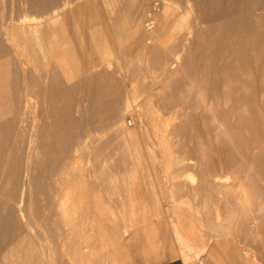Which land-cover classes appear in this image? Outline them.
I'll use <instances>...</instances> for the list:
<instances>
[{"label": "rangeland", "instance_id": "1", "mask_svg": "<svg viewBox=\"0 0 264 264\" xmlns=\"http://www.w3.org/2000/svg\"><path fill=\"white\" fill-rule=\"evenodd\" d=\"M56 1L61 0H0V23L2 19L10 21L18 17V14L26 16L28 20L39 17ZM87 1L73 0V3L82 2L84 5L83 3L86 4ZM90 2L92 7L84 10V20L86 22L91 20L92 31L84 32L79 38L72 37L70 42H73L74 46L70 45L75 47L73 50L79 59L83 57L85 50L87 54L93 53L102 64L100 66L102 71L99 67L97 73L107 72L109 79L98 82L99 74L95 73L97 75L95 80L87 82L79 75L75 78L76 83L82 80L83 82L72 84L69 87L72 89H68L67 86V93H64L61 103L64 108L70 110L75 108L77 103L81 104L80 108L83 110L76 115L78 124L75 129L79 131L83 129L82 126L84 128L92 126L96 134L93 137L99 138V146H102L103 152L109 155L105 171H102L99 165H91L94 172L92 174L95 175L92 176L94 186L91 185V181L89 183L93 191H96L94 196L96 205L103 209V215L95 216V225L87 242L93 251L89 255L84 253L80 255L81 243L77 240L64 243L60 233L47 231L43 227L22 235L21 230L22 234L18 231L19 223H16L14 216V219L11 218L9 204H4L7 196L0 194V212L4 210V205H7L4 208L9 212L4 210L8 213L4 214L8 215V219L10 217L9 220L3 218L0 221L2 222L0 232H3L0 233L2 238L0 258L3 261H0L2 262L0 264L22 262V264H159L172 260L184 264H264V102L259 101V93L264 88V83L258 81L259 65L251 58L260 49H264V0H90ZM165 8L169 12L167 20L160 22ZM150 19L156 20L153 27V23L148 24ZM246 31L249 34L245 33ZM0 40L2 53L0 60H3L0 61V69H3L0 71L16 73L19 70L16 74H21V60L26 61L27 55L23 53V56L16 55L15 58V54H11V58L8 57V45L2 38ZM152 46L161 47L163 59L169 63L176 59L173 63L175 66L172 64L174 66L172 68L170 65L167 74L163 61L155 60ZM66 56L72 65V55L68 53ZM4 61L7 65L2 63ZM30 63L25 66L40 71L47 68L41 58L35 61V65L40 64L39 67ZM228 63H234L237 67H243L248 63L255 70L249 106L252 112L250 118L238 121L228 115L223 117L219 111L222 109L221 106L218 108V115L212 118L209 105H205L201 96H197L196 87L191 91L192 94L191 92L189 94L192 95L189 97L190 102L182 105L173 99V95L182 93L183 90L184 93H189L186 92V87L182 86H186L190 79L196 76L204 80L202 92L209 101L221 91ZM29 67L28 72L35 70ZM10 80H14L13 74ZM126 94L130 101L132 100V104L129 110L123 113ZM196 104L199 105L198 109ZM192 106H195V109ZM157 109L161 116L168 120L167 126L170 129L176 122L182 126L180 132H174L175 134L171 132L169 136V140L173 141L171 144L174 145L175 155L183 160L180 163L176 164L173 159L172 164L168 166L163 141L157 139L151 129L153 127H150L152 125L149 124V118L147 119L149 116L144 115ZM142 115L145 116L147 123L142 120L144 119ZM120 117L125 119L124 124L133 131L132 140L138 144V150L140 149L141 161L138 170L136 169L135 178L131 181L123 177L124 170L130 168V158L122 154L117 145L119 142H116L118 128L115 122H118ZM184 117L186 121L183 122ZM224 118L226 121L222 120ZM243 123L246 124L244 127ZM219 124H227L226 130H218ZM115 147L117 149L114 150ZM85 156L86 154L81 165L87 163L88 157ZM206 170L211 176L217 175L220 181L209 183L202 181ZM111 175L113 177L109 179ZM238 175L245 181L237 177ZM14 183L15 181L13 185L12 183L9 185L11 186L8 188L9 193L17 192V184L15 183V187ZM36 185L41 189L45 181L33 183L31 187L33 194L40 190ZM12 187L16 190L14 191ZM35 202L36 200L33 201ZM123 203L125 205L133 203L135 211L132 219L128 213L121 212ZM5 215L4 217H7ZM35 233H38L37 237ZM16 235L24 238L23 245L16 247L14 242L16 238L18 239ZM77 235L79 234L73 237L78 239ZM25 237L27 239L32 237L33 240L31 238L24 242ZM31 242L33 245L37 244L32 245L31 248L34 247L32 249L29 248ZM68 246L71 250H68L70 249ZM35 247L37 251L34 250ZM31 250L39 255L35 254L34 257Z\"/></svg>", "mask_w": 264, "mask_h": 264}, {"label": "bare ground", "instance_id": "2", "mask_svg": "<svg viewBox=\"0 0 264 264\" xmlns=\"http://www.w3.org/2000/svg\"><path fill=\"white\" fill-rule=\"evenodd\" d=\"M74 3H73V0H71V1L70 0H61V1L53 2L47 8L45 7L46 9L45 10L43 9L44 11L42 10L43 12L39 17L36 16L35 18H32L30 20H28L26 18V16H23V15L19 16V14H18V17L16 16L17 18L15 17L16 19L12 18L10 21H7L8 19L7 20H4V19L1 20L0 38H2L6 42V44L8 45V53H7L8 57H10L11 54H15L14 57L16 58V55L22 54V56H23V53H24V55H27L28 59L26 61L25 60L22 61L19 58L21 60V66H22L21 74H16L19 70H17L16 73H13L14 71L13 72L12 71H0V194L1 195L4 194L7 196V198H8V199L6 198L7 201L6 202L3 201V202H5L4 204H7V203L9 204V206H10L9 209L12 213L11 218L14 219V217H15V220L17 221L16 223H19L20 229H18V231L20 232V230H21V232L23 234L21 232L20 233L22 235H25L27 232H31L35 229L43 227L47 231L60 233L63 236L64 243H68V242H72V241L77 240L79 243H81L79 246L80 255L83 253L89 255L93 250L91 249L92 247H90L91 245L89 244L90 245L89 246L87 242H88L89 235H90L91 231H93V228L95 225V216L97 214H102V212H103L102 211L103 209H100V207L96 205V202H95L96 200L94 197L96 195V193H95L96 191L94 192L92 189L93 187H91V185H93L92 179L95 177V175L92 174L93 166L91 167V165H95V164L99 165L101 170L105 171L106 166H107L106 162L108 161L109 155H107L108 153L105 154V152H103V150L101 148L102 146L101 147L99 146V143H100L98 140L99 138L95 139L94 138L95 136L93 137V135H96V134H95V132H93L95 130L92 129L93 128L92 126L86 127L84 125L85 128L82 126L83 129L79 130V131H77V129H75L77 127V124H78L76 115L79 114V112L82 113V111H80V110H83V109H81L82 107L80 108L81 104L77 103L75 108L70 110L69 108L68 109L64 108L65 106L63 107L61 101H62V98L64 96V93H67V86H68V89H72L69 87L74 83L77 85V84L83 82V80H85L87 82L88 81H94L96 74H99L98 77L96 75L98 82L106 81V79H109V77H107V75H106L107 72H103V73L98 72L97 73V70L99 69V67L102 64L100 61H98V59H96V57L93 53L87 54L86 50H85V53L83 54V57H81V59H79L80 57H76V55H75V51L73 50V49H75V47L73 48V46H74L72 44L73 42H70V41H71V38L74 36L79 38L80 36H83L84 32L92 31V22H90L91 20L88 22H86L84 20V17H85L84 12L86 11L87 7H89V8L92 7V4H91L90 0H88L86 2V4L83 3L84 5L81 4L82 2L78 3L79 5L74 4ZM21 4H23V3H21ZM168 13H169L168 9L165 8L163 15H162V18H161L162 21H160V22H165L167 20ZM5 18H6V16H5ZM8 18H9V16H8ZM29 18H31V17H29ZM158 21H159V18H158ZM155 22H156V20L152 19V23H153L152 27L155 25L154 24ZM244 23H242V24H244ZM136 24H138V23H136ZM149 26L151 27V25H149ZM164 28H166V26ZM247 32L248 31H246L245 33H247ZM88 34H89V32H88ZM248 34H249V32H248ZM164 36H165V34H164ZM70 44H72L73 46H71ZM75 45H76V43H75ZM3 46H5V45H3ZM251 46H252V44H251ZM263 46H264V44H263ZM144 48H145V46H144ZM160 48L158 46H152L151 47L152 52L155 53V54H153L155 56L154 57L155 60L160 61V62L163 61V65H164V68H165V71L167 74L168 71H170L169 66L170 65L172 66V64L175 62L176 59L173 58L174 61H172L170 63L167 60H164L163 59L164 54L162 55ZM222 50H223V48H222ZM0 53H1V51H0ZM68 53L72 55V57H71L72 65L70 64V62L66 56ZM249 55H250V53H249ZM166 57H168V56H166ZM40 58L45 63L44 65H46V67H47L46 70L43 71L41 69V71H40V70H36L35 68H33V69H35V70H33V69H31V67L25 66V64H29L30 62L34 63V65H35V61H37V60L39 61ZM251 58H253L252 60L255 64L257 63L259 65V72H257L258 77H259L258 81H261V83H264V49H262V50L260 49ZM0 61H3V60L1 59ZM16 61H17V59H15V62ZM169 61H171V59ZM228 61H229V59H228ZM2 63L4 64L5 61ZM16 63H15V65H16ZM233 64L234 63H228L227 69L224 71V75H223V87H222L221 91L218 92L217 94H215L214 96H212V99H210L209 101L206 100L207 97H205L206 95L202 92V89H203L202 87H204V83H203L204 80L201 78H197L196 76L192 77L190 79V81L188 82V84L186 83L187 84L186 86H182V88L186 87L185 90H186V92H189V93H184V90H183L182 93L178 92L176 95H173V99L175 98L174 100H176L178 103H181L182 105L187 103V102H190L189 97H191L192 95L189 96V94L194 89V87H196L197 91H198L197 96H201V98L203 99L202 100L203 103H205V105L206 104L209 105V111L212 114V118H214L215 115H218L219 111H220V113L223 114V117H224V115H228V116H231L232 118H234L235 120L237 119L238 121H242L244 118L245 119L250 118L249 115L252 114V112H250L251 110H249V106L251 104L250 101L252 99L251 98V89H252V85L254 83V78H255L254 74H253L254 69L248 63L243 67H237L235 64L234 65ZM10 65H11V63H10ZM34 65H33V67H34ZM37 65H35V66L39 67L40 64L38 66ZM73 66H75V67H73ZM174 66H172V68ZM27 67H29V69H31L33 71L29 70L30 72H28ZM101 68L102 67H100V69ZM0 70H3V69H0ZM221 70H223V68ZM221 70H219V71H221ZM100 71H102V69ZM212 72H213V70H212ZM11 73L14 76V80H10V76L12 75ZM81 75H82L83 80L80 78V80H82V81L79 83H76L75 78H77V76L81 77ZM210 75H212V74L210 73ZM111 78H112V76H111ZM121 84H122V82H121ZM219 86H221V84ZM173 88H174V86H173ZM180 89H181V87H180ZM119 90H120V88H119ZM170 90L173 91V89H170ZM178 91H180V90H178ZM191 94H192V92H191ZM117 97L118 96H116V98ZM129 98L130 97H128L126 94V98H125L124 105L122 108L123 113H125V111L129 110V108L131 107V104H132L131 101L132 100L130 101ZM192 99L195 100L194 98H192ZM196 101H197V99H196ZM259 101L264 102V88H262V90L259 93ZM259 101H257V102H259ZM192 102L194 103L195 101H192ZM200 102H201V100H200ZM193 103H191V104H193ZM252 104H254V103H252ZM177 105L179 106L180 104H177ZM193 105H195V104H193ZM196 106H197L196 109H198L199 105L196 104ZM220 106L222 107V109L218 111V108ZM166 107H168V106H166ZM194 107L192 106V108H194ZM184 108L185 107H183V109ZM188 111L189 110H187V112ZM187 112H186V114H187ZM203 114H205V113H203ZM144 115L149 116V117H147V119L149 118V122H150L149 124L152 125L150 127H153L151 129L154 131V134L157 137V139L163 141L164 152H165L164 154L166 157H168V166H170L172 164L173 159L175 160L176 164L178 162L180 163V161H183L179 156L175 155V151L173 149L174 145L171 144L173 141L172 142L170 141L172 139L169 140V136H170L171 132L173 134H175L176 132H178V131L180 132L182 130L181 124L179 125V122H176V125H174V126L171 125L173 127H172V129H170L167 126L168 120L166 121V119L161 116V114L159 113V109L151 110L150 112H148L146 114L144 113ZM144 115H142V116H144ZM145 116H144V119L142 118V120H144V122L147 123ZM180 119H181V117H180ZM184 120H185V117L182 121L184 122ZM222 120L226 121L225 118ZM189 121H191V119ZM218 121H221V119L220 120L218 119ZM124 123H125L124 118H121L118 122H115V125L118 128L117 129L118 141H116V142H119V144H117V145H119L118 148L121 150L122 154H124L125 156L127 155L130 158V168L127 171L124 170L123 177L125 179L127 178L128 181H131V180H133V178H135L136 169H137V167L141 161L140 154H139L140 149L138 150V144L135 141L133 142V140H132L133 131L131 130V128L129 126H127V124L125 125ZM177 123H178V125H177ZM244 123H245V121H244ZM244 123L242 124L243 127L246 125ZM142 124H143V122H142ZM227 124H223V125L219 124L218 130L225 131L226 130L225 126ZM206 125H208V124H206ZM232 125H234V124H232ZM238 126H240V125H238ZM143 127H144V125H143ZM95 128H97V127L95 126ZM145 128H147V127H145ZM248 128H249V126H248ZM237 130H240V129H237ZM96 132H99V131H96ZM149 132H151V131H149ZM151 134H153V132ZM173 134H171V135H173ZM150 137H151V135H150ZM111 141H112V139H111ZM176 144H177V142H176ZM114 145H116V143ZM253 147H254V145H253ZM115 149H117V148L115 147L114 150ZM251 151H252V149H251ZM115 152H117V151H115ZM85 154L88 158H86L87 159V163H85L86 165L83 164L84 165L83 166V165H81L82 164L81 161H82V158L85 159L83 157ZM249 154L251 155V152ZM113 155H114V153H113ZM254 157L255 156L253 155V158ZM251 158H252V156H251ZM245 161H247V159ZM245 161H243V162H245ZM249 164H250V162H249ZM125 173H127V174H125ZM248 174H249V172H248ZM92 176H94V177H92ZM110 177H113V176L112 175L109 176V179H110ZM237 177H239V178H241V180L245 181V179H243L242 176L238 175ZM39 180L45 181V185L42 186L41 189H40L39 185H36L39 187L38 189H40V190H36L35 194H33L31 187H32L34 182H36V181L39 182ZM14 181L17 184V188H16L17 192L15 191L16 189L14 190V188L16 187L15 186L16 184L14 183L15 187L14 188L12 187V188L15 191V193H9L8 188L11 187L9 185L11 183H12L11 185H13ZM90 181L92 184L89 183ZM202 181H206V183H209L210 181H220V180H219V177L217 175L211 176L210 174L207 173V170H206L203 173ZM13 190H10V192H12ZM129 190H130V187H129ZM32 194H33V196H32ZM31 197L32 198L35 197V198L32 199ZM34 199L36 200L35 203H33V201H35ZM246 199H243V200H246ZM3 200H5V199H3ZM7 205H4V207L6 208ZM4 207H3V209L7 211L8 209H5ZM121 209H122L121 212H124V214L128 213L130 219H132L134 217L135 207H134L133 203H130V205H125V203H123V206ZM4 210H1L2 212H0V221L3 220V218L8 219V215L4 214L7 212H5ZM8 212H9V210H8ZM4 215L7 217H4ZM9 219H10V217H9ZM96 220H97V218H96ZM12 222L13 221H11V223ZM0 223H2V222H0ZM98 226L99 225H97V227ZM11 227H13V225ZM15 228L16 227H14V229ZM1 229H2V227H1ZM38 232H39V230H38ZM4 233H5V231H4ZM29 234H31V233H29ZM35 234L37 237L38 233H35ZM75 234H79V235L81 234V236L82 235L83 236L81 237V236L77 235L79 238L75 239V237H73V235H75ZM5 236H7V235H5ZM16 236L18 237V239L16 238V241H14V242H15L16 247H17V245L22 244L24 238L22 239L18 235H16ZM28 236H26V237H28ZM32 237H30L28 239H31ZM0 239H2V238H0ZM28 239L26 238V240H24V242L27 241ZM35 239H37V238H35ZM61 239H62V237H61ZM32 240H33V238H32ZM84 243H86V244H84ZM106 243H107V241H106ZM10 244H12V243H10ZM35 244L33 245L31 242L30 247H29V245H28V247L30 249H32L34 247L31 248V246L32 245L35 246ZM6 245H7V243H6ZM55 245H57V244H55ZM41 246H43V245L41 244ZM36 247L38 248V246H36ZM36 247L34 250L37 249ZM106 248L107 247H105V249ZM68 250H71V248ZM6 251L8 253V250H6ZM1 253H2V251H1ZM72 253H73V249H72ZM35 254L39 255V253H34L33 254L34 257H36ZM5 255H6V253H5ZM33 255H31V256L33 257ZM40 255H43V254H40ZM18 256H19V254H18ZM56 257H57V254H56ZM73 257H75V256L73 255ZM3 258L4 257L2 256V259ZM18 258H20V257H18ZM41 258L42 257H40V259ZM37 259H39V258H37ZM57 259H58V257H57ZM33 260H31V262ZM41 260H43V259H41ZM0 261H2L1 258H0ZM2 262H0V263H2ZM4 262H6V261H4ZM61 263H62V261H61Z\"/></svg>", "mask_w": 264, "mask_h": 264}, {"label": "crops", "instance_id": "3", "mask_svg": "<svg viewBox=\"0 0 264 264\" xmlns=\"http://www.w3.org/2000/svg\"><path fill=\"white\" fill-rule=\"evenodd\" d=\"M159 264H184V263H182L181 261L172 260V261L162 262Z\"/></svg>", "mask_w": 264, "mask_h": 264}, {"label": "built area", "instance_id": "4", "mask_svg": "<svg viewBox=\"0 0 264 264\" xmlns=\"http://www.w3.org/2000/svg\"><path fill=\"white\" fill-rule=\"evenodd\" d=\"M151 23H152V20L148 24H151Z\"/></svg>", "mask_w": 264, "mask_h": 264}]
</instances>
